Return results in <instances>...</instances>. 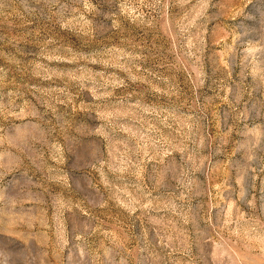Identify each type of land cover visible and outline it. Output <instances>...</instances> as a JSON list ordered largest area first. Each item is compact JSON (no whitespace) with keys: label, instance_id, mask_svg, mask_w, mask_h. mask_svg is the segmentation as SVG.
<instances>
[{"label":"rangeland","instance_id":"1","mask_svg":"<svg viewBox=\"0 0 264 264\" xmlns=\"http://www.w3.org/2000/svg\"><path fill=\"white\" fill-rule=\"evenodd\" d=\"M0 264H264V0H0Z\"/></svg>","mask_w":264,"mask_h":264}]
</instances>
